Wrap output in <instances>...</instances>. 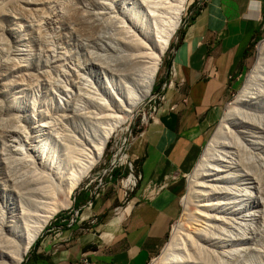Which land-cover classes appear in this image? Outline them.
<instances>
[{
	"label": "rangeland",
	"instance_id": "374dc122",
	"mask_svg": "<svg viewBox=\"0 0 264 264\" xmlns=\"http://www.w3.org/2000/svg\"><path fill=\"white\" fill-rule=\"evenodd\" d=\"M143 1L0 0V208L5 205V201L13 199L22 202L30 194L27 185L20 187L11 181L13 177L35 181L41 187L40 183L36 182L41 174L40 165L30 163L20 152L21 148L27 146L22 138L30 130L38 129L40 132L41 127L45 128L38 136L49 141L47 143L49 147L52 146L51 150L55 151L54 155L59 157L64 155V149H70L78 156L80 151L92 144L94 133L105 122L122 113L119 111L117 93H123L127 84L121 73V55L128 40L126 42L124 39L121 20L125 14L143 10ZM202 1L187 0L180 24L161 57L151 94L114 131L106 144L102 159L79 183L70 197L58 192L55 200L47 198L48 203H57V212L37 238L57 215L72 208L75 193L78 192L82 198L84 195L88 196L90 203L92 198L93 201L108 198L109 209L105 212L110 214L122 205L118 197L122 194L126 196L130 190L137 187V160L133 155L134 150L141 146L140 133L151 118V95L169 65L172 48L179 39L180 30ZM261 23L260 34L251 46L253 63L258 57L259 45L264 41V15ZM251 68L252 66L242 74L237 89L226 100L217 122L206 135L200 155L210 142L211 135L219 125L227 106L234 101L243 86L242 83ZM111 112H114L112 116ZM242 114H245L244 111ZM237 117L235 119H239ZM237 130L245 131L247 128L240 127L236 129V133L239 132ZM259 135L264 138V128L259 130ZM238 138L245 142L249 135L241 133ZM120 153L126 155L124 162L115 160ZM244 154L254 155L255 160L249 170L255 183L261 188V194L250 188V199L245 198L242 202L243 208H248L251 212L252 221L249 218L250 229H244L241 240L237 237L233 241V247L242 243L236 247L238 254L236 251L230 256L224 250L219 251L214 246L201 243L193 253L192 259H179L177 263L172 264H217L219 260L221 264H264V143L259 142L258 148L245 149ZM194 165L182 177L184 187L179 196L178 215L172 221L166 241L152 258L151 264L161 257L177 225L181 226L180 230L183 232L190 231L194 226L196 212L200 210L197 206L198 199L195 196H187L188 182ZM130 173L135 175V184L126 188L122 186V181ZM35 193L40 196V192L35 190ZM217 196L218 191L213 187L206 198L214 199ZM43 208L38 206V209ZM180 239L181 237L175 239L176 248L181 245ZM30 249L32 246L20 264H24Z\"/></svg>",
	"mask_w": 264,
	"mask_h": 264
},
{
	"label": "crops",
	"instance_id": "0c3cea01",
	"mask_svg": "<svg viewBox=\"0 0 264 264\" xmlns=\"http://www.w3.org/2000/svg\"><path fill=\"white\" fill-rule=\"evenodd\" d=\"M264 0H203L180 30L169 65L176 76L159 110L151 115L134 150L137 187L90 203L73 196L26 257L44 264H147L161 249L179 212L183 175L198 159L206 135L253 65L252 42L261 31ZM168 65V66H169ZM125 194V193H124ZM36 264H42L37 263Z\"/></svg>",
	"mask_w": 264,
	"mask_h": 264
},
{
	"label": "bare ground",
	"instance_id": "6f19581e",
	"mask_svg": "<svg viewBox=\"0 0 264 264\" xmlns=\"http://www.w3.org/2000/svg\"><path fill=\"white\" fill-rule=\"evenodd\" d=\"M143 2L145 3L143 10L140 12L133 10L134 14L132 12L125 14L121 20L124 39L126 42L128 40L121 55L123 57L121 73L127 84L123 93H117L119 111L122 113L115 112L117 115L94 133L92 144L80 151L78 156L70 149H64V155L59 157L54 155L55 151L51 150L52 146L49 147L48 140L38 136L45 130L44 127H41L40 132L38 129L30 130L22 138L27 146L21 148V155L27 157L30 163L40 165L41 174L36 182H39L41 187L35 181L29 182L23 177H13L11 180L19 186L27 185L30 194L22 202L13 199L5 201V205L0 208V264L21 263L31 242L57 212V203L52 204L57 193L62 192L66 197L72 195L74 189L102 159L106 144L114 131L151 94L161 57L180 24L187 0ZM242 85L234 101L227 106L219 125L211 135L210 142L199 156L190 175L187 196H195L200 209L196 212L194 226L190 231L183 232L180 230L181 226L177 225L161 257L152 261V264H172L177 263L179 259L190 260L201 243L214 246L219 251L224 250L231 256L237 251L236 247L242 244L236 242L238 245L233 247L235 246L233 241L237 237L241 240L244 229H250L251 212L248 208H243L242 202L245 198L250 199L252 194L250 188L256 190L258 194L261 188L257 182L255 183L249 170L255 160L254 155L246 156L244 151L247 148H258L259 142L264 143V138L259 135V130L264 128V41L259 45L258 57ZM237 115H240L239 119H235ZM240 127L247 130H237L239 132L236 133V129ZM241 133L249 135L245 142L238 138ZM125 158L126 155L120 153L115 160L124 162ZM122 183V186L128 188L135 184V178L129 174ZM213 187L217 189L218 196L214 199L206 198ZM27 189L24 188L25 191ZM35 190L40 192V196L36 195ZM47 198L52 201L48 203ZM39 205L44 208L38 209ZM250 219L252 221V218ZM176 237H181V245L178 248ZM221 263L219 260L217 264Z\"/></svg>",
	"mask_w": 264,
	"mask_h": 264
},
{
	"label": "built area",
	"instance_id": "2783aa9c",
	"mask_svg": "<svg viewBox=\"0 0 264 264\" xmlns=\"http://www.w3.org/2000/svg\"><path fill=\"white\" fill-rule=\"evenodd\" d=\"M175 76H176V72H175L173 65H169L167 67L161 81H159V85H158L157 89L151 95V99L153 101V104L151 106V113L152 114L156 113L159 110L160 102L164 100L167 89L174 88L176 86L177 83H174ZM130 169L132 171V164L131 163H130ZM130 174H132V173H130ZM132 175L135 178V175L134 174H132ZM138 177H139V175H138ZM151 260L148 261L147 264H150Z\"/></svg>",
	"mask_w": 264,
	"mask_h": 264
},
{
	"label": "trees",
	"instance_id": "16d2710c",
	"mask_svg": "<svg viewBox=\"0 0 264 264\" xmlns=\"http://www.w3.org/2000/svg\"><path fill=\"white\" fill-rule=\"evenodd\" d=\"M197 10H198V8H197L196 11L193 13V15L190 17V19L188 20V22H190V21L193 19V17L195 16ZM47 227H49V225H47L46 228H47ZM37 242H38V238L33 242V244H32L31 246L33 247L34 245H36ZM31 250H32V249L29 250V253L31 252ZM29 253H28V254H29ZM27 256H28V255H27ZM34 259H35V261H36L37 263H40V262H41L42 264H44V259H43V260H40V259H41L40 256H36ZM35 261H34V264H36ZM24 264H29V263H28L27 260H25Z\"/></svg>",
	"mask_w": 264,
	"mask_h": 264
},
{
	"label": "water",
	"instance_id": "95a60500",
	"mask_svg": "<svg viewBox=\"0 0 264 264\" xmlns=\"http://www.w3.org/2000/svg\"><path fill=\"white\" fill-rule=\"evenodd\" d=\"M43 228H44V227H43ZM40 232H41V231H40ZM39 234H40V233H39ZM36 238H37V237H36ZM36 238H35V240H36ZM35 240H34V241H35ZM34 241H33V242H34ZM33 242H31V244L29 245V248L31 247V245L33 244Z\"/></svg>",
	"mask_w": 264,
	"mask_h": 264
}]
</instances>
